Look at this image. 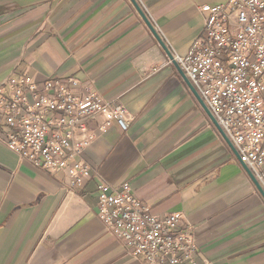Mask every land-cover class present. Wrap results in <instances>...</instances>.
Masks as SVG:
<instances>
[{"label": "crops", "instance_id": "obj_1", "mask_svg": "<svg viewBox=\"0 0 264 264\" xmlns=\"http://www.w3.org/2000/svg\"><path fill=\"white\" fill-rule=\"evenodd\" d=\"M174 57L228 0H136ZM76 79L126 109L129 129L88 123L85 160L128 183L156 216L181 213L210 264H264V198L131 0H0V84ZM264 176V169H263ZM63 174L0 142V264H144L97 215L98 183ZM264 188V182H261Z\"/></svg>", "mask_w": 264, "mask_h": 264}, {"label": "built area", "instance_id": "obj_2", "mask_svg": "<svg viewBox=\"0 0 264 264\" xmlns=\"http://www.w3.org/2000/svg\"><path fill=\"white\" fill-rule=\"evenodd\" d=\"M203 28L185 57H175L255 178L264 182V0H228L199 9ZM105 117L127 131L126 109L76 79L42 83L23 74L0 84V142L33 167L63 174L70 190L98 184L97 215L144 264H210L181 213L156 216L128 183L114 186L84 158L88 123Z\"/></svg>", "mask_w": 264, "mask_h": 264}, {"label": "water", "instance_id": "obj_3", "mask_svg": "<svg viewBox=\"0 0 264 264\" xmlns=\"http://www.w3.org/2000/svg\"><path fill=\"white\" fill-rule=\"evenodd\" d=\"M131 2L133 3V5L137 9V11L139 12L140 16L142 17V19L144 20V22L146 23V25L149 27V29L152 32V34L154 35V37L157 39V41L160 44V46L163 48V50L167 54V56L170 59V61L177 68L179 74L182 76V78L184 79V81L186 82V84L188 85V87L190 88V90L192 91V93L194 94V96L196 97V99L198 100V102L200 103V105L202 106V108L204 109V111L206 112V114L208 115V117L211 120V122L213 123V125L216 127V129L219 131V133L222 135V137L224 138V140L226 141V143L228 144V146L230 147V149L232 150V152L234 153V155L237 157V159L239 160V162L242 164V166L244 167V169L248 173L249 177L252 179V181L256 185L258 191L260 192V194L264 198V188L259 183V181L255 178V176L250 171V169L247 167V165L242 161L241 156L239 155V153L237 152V150L235 149V147L233 146V144L230 142V140L227 138V136L223 132L222 128L219 126V124L216 121V119L213 117V115L210 112L208 106L203 101V99L200 97V95L198 94V92L195 90L194 86L190 82V80L187 78V76L185 75V73L180 68V66L177 63V61H176L174 55L172 54L171 50L168 48V46L166 45V43L164 42V40L162 39V37L160 36V34L156 31L155 27L152 25V23L150 22V20L148 19V17L144 13V11L142 10V8L138 4V2L136 0H131Z\"/></svg>", "mask_w": 264, "mask_h": 264}]
</instances>
